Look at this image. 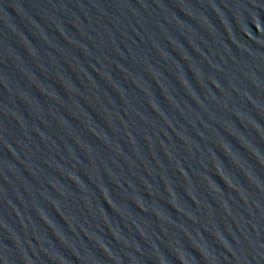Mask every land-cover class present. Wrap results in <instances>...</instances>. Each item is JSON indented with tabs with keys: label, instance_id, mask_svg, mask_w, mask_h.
Here are the masks:
<instances>
[{
	"label": "water",
	"instance_id": "water-1",
	"mask_svg": "<svg viewBox=\"0 0 264 264\" xmlns=\"http://www.w3.org/2000/svg\"><path fill=\"white\" fill-rule=\"evenodd\" d=\"M0 264H264V0H0Z\"/></svg>",
	"mask_w": 264,
	"mask_h": 264
}]
</instances>
